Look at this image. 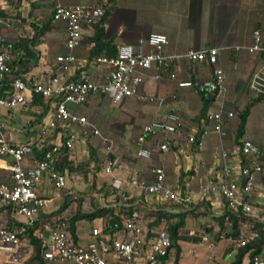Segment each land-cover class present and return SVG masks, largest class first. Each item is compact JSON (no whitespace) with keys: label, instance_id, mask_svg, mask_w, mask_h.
<instances>
[{"label":"crops","instance_id":"crops-1","mask_svg":"<svg viewBox=\"0 0 264 264\" xmlns=\"http://www.w3.org/2000/svg\"><path fill=\"white\" fill-rule=\"evenodd\" d=\"M62 2L64 4L81 3L89 6L102 4L98 0H62ZM103 3L104 11H107L108 15L103 24L104 36L102 41L110 42V45L102 51L104 55H114L117 46L120 44L136 45L140 39L146 38L152 32H163L167 35L169 42L165 47L166 53H182L188 49L219 48V60L224 71V86L218 93L209 91L206 86L212 77L209 64L204 62L192 63L186 58H182L172 63L166 72L161 71L158 64H153L151 68L144 71V83L140 86V91L149 95L164 97L165 101L159 104L143 103L134 98L123 100L117 104L121 105L119 108L121 112L119 110L118 112L122 113L127 120L124 119L119 127L110 118L111 121L108 124L102 122L104 120L101 119L102 117L108 118L106 110L102 108L108 105L107 100L114 104L109 95L91 94L81 108L74 107L78 114L84 115L88 119L92 118L94 126L102 133L105 132L103 134L105 136L102 137L105 141L101 140V142L105 146L108 144L107 155L115 161L111 172L107 173L110 174L111 181L103 180L102 183L107 184L110 192L115 187H122V190L127 192L131 198L141 201L144 199V195L136 185V180L146 176L148 167L152 164H162L167 172V182L178 187H180L181 172L192 170L191 174L184 177V189H181L190 196L191 200L195 202L205 201L204 204L209 213L205 214L204 207L199 206L195 214L191 216L195 224L191 225V222H188L189 218H187L186 225L197 230L204 228L211 240H214L223 228L218 216L225 212L226 206L223 197L219 194L210 195L208 199H201L199 196L200 183L208 177L218 174L220 165L223 163L222 151L232 153L236 145L240 144L245 137L258 144L264 143V104L262 102L264 98L255 101L257 95L249 87L251 76L260 66L263 58L246 51L235 52L233 50V46L236 44H248L255 28L264 29V0H115L113 2L104 0ZM51 12L49 0H0V33L5 38L4 49L9 63L13 61L15 54L11 51L12 45L20 37L32 34L30 22L48 25L49 29L41 37L40 43L36 45L40 55L39 62L26 74L27 77H39L53 72L57 66L55 57L68 51L65 46L64 23L51 20L49 24ZM93 33V25H86L80 44L72 50L76 57L86 59L89 50L95 44L91 39ZM83 62L75 66L73 77L76 78L80 71L86 72L95 79L104 76L105 70L92 67L91 64L84 66ZM156 72H161V78L158 80L154 78ZM169 72H174L175 76L170 78ZM179 81H190L191 85L180 87L178 86ZM173 94H177V98H172ZM208 96H214V99L205 108ZM247 105L251 107L246 116L242 133H240L237 126L240 115ZM1 107L6 108L5 111L0 110V121L5 126L10 141L17 144L32 141L33 144L36 145L37 143L38 145L44 139V146L52 141L58 142L59 137L55 135L46 136L41 131V123L48 118V115H45L40 122H33L34 114L39 111L38 108ZM171 108L180 113L184 128L187 131L192 125L202 126V119L210 110L221 108L224 113L232 111L233 116L225 122L224 129L227 135L224 137L211 132L200 146L195 144L193 146V144L179 138L175 140L172 151L166 154L158 153L156 141L149 139L145 145L154 149L151 159L142 161L135 158V139L141 132L142 126L153 119L163 118ZM86 137V135L81 134L73 147L68 149L67 159L69 161L76 162L75 154H78L76 150L81 148ZM218 149L220 152L216 156ZM110 151L117 156L114 157ZM31 156L23 161L24 165L33 164L34 158L37 159L36 156L38 155L33 151ZM128 157L137 161L131 163L128 161ZM121 161H123L122 165L120 164ZM138 162H143L144 165L140 166ZM7 163L8 158L0 157V182L10 179ZM79 170L76 169L71 172H68L67 169L64 170L67 181L66 186L62 189L55 188L46 178L42 180L38 186L39 192L47 200L42 212L50 213L61 208L66 201L70 203L68 197L71 196V193L66 190L71 184L75 185L71 180ZM236 177L240 180L238 174ZM196 182L198 189L194 190L193 184ZM75 198L72 194L71 199ZM105 198L106 202H101L98 207L107 206L114 209V215L118 217L117 220H120V214H124L125 210L122 206L116 207L114 205L119 196L110 193ZM250 199L253 204L250 215L264 222V175L259 176ZM148 202L153 201L149 200ZM48 204L51 205L50 208H46ZM5 205L0 200V226L8 227ZM13 212L12 217L15 218V224L17 219ZM141 212L144 214V211ZM72 214L73 211L67 212V209L64 212L66 217ZM96 219L100 221V218ZM81 221L78 220L75 223V240L87 243L92 238L91 229L87 233L84 231L81 233L78 228ZM246 224L250 226V232L247 231L244 234ZM94 226L96 225L92 227ZM43 231H41L42 235ZM238 234H241L244 238L243 241H245L256 236L257 230L252 222L242 221L239 224ZM231 242L227 239L216 241L214 247L216 251L213 252L214 249L209 250L208 261L205 263L213 261L211 264H230L235 255L234 248L228 250ZM178 244L181 247L178 264H184V247H187L192 256H195L197 247H205L196 243V240L191 237L178 240ZM174 256L175 251L172 248L169 262L173 263Z\"/></svg>","mask_w":264,"mask_h":264},{"label":"built area","instance_id":"built-area-1","mask_svg":"<svg viewBox=\"0 0 264 264\" xmlns=\"http://www.w3.org/2000/svg\"><path fill=\"white\" fill-rule=\"evenodd\" d=\"M49 1L53 20L64 23L65 46L68 50L55 57L57 66L53 72L39 77L12 74L4 49L5 38L0 33V106L27 108L33 93L53 98L48 118L41 123V131L46 136L59 137L58 142H49L47 146H44V139L38 145L32 141L17 144L8 139L7 130L0 121V157L8 158L7 169L10 172V179L0 182V200L13 207L17 219L10 227L0 226V254L4 256V263L16 261L19 248L29 242L27 229L35 224L47 201L39 192L38 186L42 180L46 178L57 189L66 186V173L55 168L61 147L72 148L81 134L101 136L94 124L86 116L78 114L74 107L84 104L94 93L109 95L114 104L128 98L162 104L164 97L140 91L144 83V71L158 64L161 71L166 72L172 63L182 58L192 63L209 64L212 71V77L206 83L209 91L218 93L224 86L219 48L166 53L165 47L169 40L163 32H152L136 45L120 44L111 56L100 54L89 62L80 59L72 50L80 44L85 26L93 25L103 14V8L81 3L64 4L62 0ZM233 50L246 51L263 58L251 76L249 87L254 94L264 95V29L255 28L250 42L236 44ZM82 62L84 66L91 64L92 67L105 70L104 76L95 79L80 71L76 78L73 77L75 66ZM174 76V72H169L170 78ZM154 78L160 79L161 72H156ZM189 85L190 81L178 82L180 87ZM172 98H177V94H173ZM232 116V111L224 113L221 108L210 110L202 119V126L192 125L187 131L180 113L171 108L163 118L153 119L142 126L135 139V158L144 161L151 159L154 149L145 145L149 139L156 141L158 153L166 154L172 151L175 140L179 138L200 146L211 132L224 137L227 135L225 122ZM33 146L41 154L37 159L34 158L33 164L24 165L23 161L33 154ZM106 148L108 154L109 147ZM221 158L223 163L218 174L200 183V198L208 199L210 195L219 194L230 211L250 214L253 210L250 195L256 188L259 176L264 175V143L258 144L245 137L232 153L222 151ZM114 165L115 161L107 157L105 172L110 173ZM167 181L165 167L152 164L148 167L147 175L136 180V185L144 195L143 200L137 201L146 203L149 208H155L153 205L156 204L158 208L173 211L187 209L193 200L180 187ZM112 194L119 196L114 205L122 206L125 210L124 214H120V220L110 216L100 217V224L91 228L92 238L87 243H81L73 239L68 231L66 216L56 219L47 226L50 233L43 243V258L46 261H70L74 264H173L169 262L172 243L167 228L149 231L146 226L148 219H145L144 214L136 207L129 208L134 206L128 202L131 196L118 187L112 190ZM229 227L230 223L225 222L214 240L204 228L197 230L185 225L180 228V232L189 236L197 235L196 243L213 250L216 241L221 239L237 244L243 242V236L232 235ZM39 236H43L42 232H39ZM248 264H264V244L262 252L251 257Z\"/></svg>","mask_w":264,"mask_h":264},{"label":"trees","instance_id":"trees-1","mask_svg":"<svg viewBox=\"0 0 264 264\" xmlns=\"http://www.w3.org/2000/svg\"><path fill=\"white\" fill-rule=\"evenodd\" d=\"M107 2H113L115 0H106ZM99 3H102L100 6L103 8V14L96 20L93 24L94 33L91 39L95 42L94 46L89 50L88 55L86 56L87 60L94 58L97 55L102 54L103 49L106 46L110 45V42L102 41L104 36V22L107 18L108 12L104 11V0H98ZM53 20L52 12L50 14V21ZM30 26L32 29V34L30 36L20 37L13 45H12V53L14 54L13 61L9 63L11 72L15 75H26L31 69H33L39 62V51L36 48L41 41V37L43 34L49 29L48 25H41L38 22H30ZM102 41V42H101ZM104 54V53H103ZM111 54V53H110ZM264 98V95L258 94L255 101L261 100ZM214 99L213 97L208 96L205 103V108L210 104V102ZM53 101V98H46L42 94L33 93L31 97V103L29 107H36L39 109L38 113L34 114V123L40 122V120L45 116L48 115L50 112V105ZM254 102V101H253ZM250 105H247L244 109L243 113L240 115V121L237 126L239 132L242 133L244 128L245 119L250 110ZM241 143V142H240ZM194 146V144H193ZM89 158L87 161L82 163H73L67 159L68 149L65 147H61L58 157L55 161V168L60 171L64 172L65 169L68 172L75 171L76 169H82L85 165L88 164L89 161H95L93 167L95 170L99 171L100 164L98 163L95 149L89 145ZM33 151L35 152L37 158L40 156V150L37 147L33 146ZM192 170L189 172H181L180 178V188L184 189V177L188 174H191ZM95 176V173L93 174ZM107 184H102L98 190L103 192V195L107 197L110 193L108 190ZM93 187H96L95 181H93ZM183 191V190H182ZM76 201L75 210L71 216H67V229L70 232L73 239H76L75 233V223L78 220L88 219L94 220L96 218H100L103 216H110L113 219H117L118 217L114 215V209L104 206L95 208L93 211L86 212L81 210V199L75 198L70 199L69 201ZM134 206H129L130 209L136 207L140 211H144V217L148 219L146 221V226L149 229H155L159 227H165L169 231L170 238H171V249L174 248L175 256L173 260V264H178V260L180 258L181 247L178 244V240L186 239L188 237L194 238L196 241L198 236H189L185 233L180 232V228L186 225V219L190 216H193L196 212V209L199 206L204 207V213L208 214V208L205 206L203 200L200 201H192L188 204V208L185 210H168L158 206L155 208L147 207L146 203L138 202L136 198H130L128 200ZM137 202V203H136ZM225 203V202H224ZM69 202L66 201L63 206L55 211L50 213L41 212L38 219L36 220L35 224L32 227L27 229L26 235L29 238V242L26 246H21L20 252L26 253L27 257L22 260L18 264H47L50 261H46L42 255L43 243L45 242V237L39 236V232L43 231L46 226L49 225L50 222L56 219H63L64 212L67 209ZM226 206V205H225ZM5 209H7L8 215V227L12 226L15 222V218L12 217L13 207L10 204L5 205ZM218 220L221 223V226L224 228L225 222L230 223V231L231 234L236 236L239 232V224L240 222L250 221L254 224L255 229L257 230V235L254 236L252 239L245 240L242 243L234 244L230 243L228 250L235 249L234 259L231 261L230 264H248V261L253 257L255 254H260L262 252V245L264 244V222L259 221L257 218L252 217L250 214H244L242 212L230 211L227 209L225 212L218 216ZM222 228V229H223ZM148 235H152L149 234ZM247 260V262H245Z\"/></svg>","mask_w":264,"mask_h":264},{"label":"rangeland","instance_id":"rangeland-1","mask_svg":"<svg viewBox=\"0 0 264 264\" xmlns=\"http://www.w3.org/2000/svg\"><path fill=\"white\" fill-rule=\"evenodd\" d=\"M110 100H107L108 105L103 106L102 108L104 110H106L107 112V116L108 118L102 117L101 119L104 120L102 122H105V124L111 120H114V124H116V126H121L122 121H124L125 116L120 113V109L121 105H117V104H112L109 102ZM264 104V101H262ZM82 104L78 106V108H81ZM6 108L1 107L0 110L1 111H5ZM118 110L120 112H118ZM119 113V114H118ZM27 114V113H26ZM22 118H24V116H22ZM111 120H110V119ZM93 123V119L90 118L88 119ZM127 120V119H126ZM101 123V122H100ZM126 126V125H125ZM101 133V136H97V135H89L84 139V143H82L81 148L77 149L76 152H78V154H75V163H82L84 161H87L89 158V150H88V146L91 145L94 149H95V153H96V157L98 160V163L100 164V170L97 171L95 170V168L93 167V165L95 164V161H89L87 165H85L84 168H82L81 170H79L78 172H76V174L73 176V180H71V182H73L75 185L73 186L72 184L69 186V189L65 190L69 191L71 193V196L68 197V199L72 198V194L74 196V198H80L81 199V210L82 211H86V212H90L93 211L95 208H97L99 206V204L101 202H106V199L103 195V192H100L98 190V188L102 185V183L104 182L103 180H107V181H111V176L110 174H107L104 170L105 164H106V160H107V146L104 145V143L101 142L102 137H104L105 135H103L104 133L101 132V130H99ZM116 147V146H114ZM220 152V149L216 150V156L217 153ZM110 154H113L114 157L117 156V154L112 153L110 151ZM109 154V155H110ZM127 159H129L128 161L131 163H135L137 160L136 159H131L130 157H128ZM144 161V160H142ZM121 161V165H122ZM140 166H143L144 164H142L143 162H138ZM119 164V165H120ZM95 173V176H93V174ZM93 181H95L96 187H93ZM78 186V187H76ZM120 189L122 190V187H120ZM193 189L197 190L198 189V183H194L193 184ZM122 192H125L124 190H122ZM103 198V199H102ZM75 206H76V201L74 200L73 202H70L67 206V212H71L75 210ZM51 205L49 206V204L46 206V208H50ZM188 222H191V225L195 224V221L193 220V218L190 216L188 217ZM100 221L95 219V220H88V219H83L79 224H78V228L80 230V232L82 233L83 231L87 233L88 230L91 229V227L93 225H99ZM250 226L246 224V226L244 227V231L246 234V232H250ZM43 236L46 238L49 236V227H46L45 230L43 231ZM244 239V238H243ZM234 243V242H232ZM236 244V243H234ZM26 246V245H23ZM21 248V247H20ZM20 248L18 250V256L16 261L14 262H4V256L2 254H0V264H18L20 263L22 260L25 259V257H27V252L24 254L20 252ZM214 249V248H213ZM184 255L183 258H185V260H183L184 264H204L207 260V254L210 253V251L208 249H206L205 247H197L196 249V254L195 256H192V254L190 253V251L187 249V247H184ZM216 249L213 250V252H215ZM210 261V260H209ZM247 262V260L245 261ZM210 264L213 263V261L209 262ZM47 264H74L73 262L70 261H62V262H57V261H50Z\"/></svg>","mask_w":264,"mask_h":264}]
</instances>
